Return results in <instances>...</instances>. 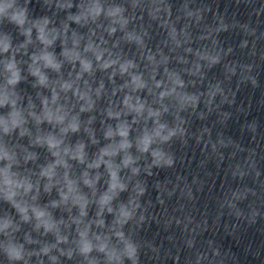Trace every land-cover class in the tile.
I'll return each instance as SVG.
<instances>
[{"label":"clouds","instance_id":"obj_1","mask_svg":"<svg viewBox=\"0 0 264 264\" xmlns=\"http://www.w3.org/2000/svg\"><path fill=\"white\" fill-rule=\"evenodd\" d=\"M8 7H10V5H0V14H3V13L5 12V9L8 8ZM22 15H23L22 13H20L19 16L14 15V16L12 17V19H13V20H16V21H18V22H22V20H20V16H22ZM44 59H45V61H46V65H50V66H53V67H58V65H53L52 62H51V60H50L47 56H45ZM13 67H14V66L11 65V64L8 65V68H9V69H12ZM88 67H90V66H89V65H85V68H86V69H87ZM33 74H34V75H37V76H40V82H41V83H44L45 78L40 74V72H39L38 69H37ZM13 75H14V79H13V80H10V81H9L10 83H15L16 80H18V74L14 73ZM4 130H5V132H7V131H8V128L6 127ZM73 130H75V129H73ZM50 146H55V145H50ZM11 183H12L11 179L7 176V173L5 172V184H11ZM43 215H44L43 212H38V213H37V218H39V217H41V216H43Z\"/></svg>","mask_w":264,"mask_h":264}]
</instances>
